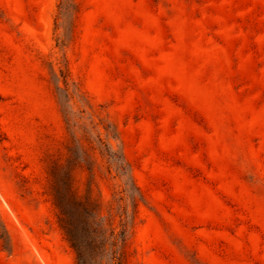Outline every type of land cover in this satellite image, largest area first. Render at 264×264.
I'll return each mask as SVG.
<instances>
[{"label":"rangeland","instance_id":"1","mask_svg":"<svg viewBox=\"0 0 264 264\" xmlns=\"http://www.w3.org/2000/svg\"><path fill=\"white\" fill-rule=\"evenodd\" d=\"M124 251L264 264V0H0V264Z\"/></svg>","mask_w":264,"mask_h":264},{"label":"trees","instance_id":"2","mask_svg":"<svg viewBox=\"0 0 264 264\" xmlns=\"http://www.w3.org/2000/svg\"><path fill=\"white\" fill-rule=\"evenodd\" d=\"M109 159H115L116 163L118 164L119 170L122 173V175L124 176V178L126 179V177L129 176V167L127 166V162L121 157L118 156L117 154H110V152L107 153ZM66 229V233L67 236L69 238V241L72 244V247L75 249L77 255H78V260L79 262L82 261V251L80 249V246L78 245V242L76 241V239L73 236L72 230L70 228H65ZM118 243L122 244V249H124V246L126 244V232L122 231L118 237V241L112 242V246L115 247L118 245ZM114 255H117L116 252H114ZM116 258L115 260V264H126V255H125V251L124 252H120L118 253L117 256H114Z\"/></svg>","mask_w":264,"mask_h":264}]
</instances>
